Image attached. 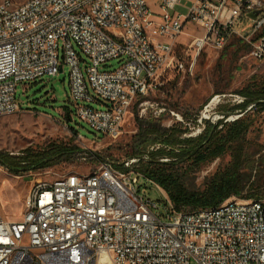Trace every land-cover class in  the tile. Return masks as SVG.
Masks as SVG:
<instances>
[{"label":"built area","instance_id":"2783aa9c","mask_svg":"<svg viewBox=\"0 0 264 264\" xmlns=\"http://www.w3.org/2000/svg\"><path fill=\"white\" fill-rule=\"evenodd\" d=\"M181 3L155 0V12L150 0H4L0 117L21 111L19 84L54 77L68 65L73 113L115 142L133 106L146 105L142 100L169 73L192 77L206 49L220 52L237 37L252 58L264 60V0H193L186 15L176 12ZM258 11L252 20L249 15ZM246 21L253 22L252 30L237 32L236 25ZM104 24H111V32H103ZM187 25L201 35L178 53ZM116 59L124 61L118 69L101 71ZM102 102L104 109L92 106ZM76 157L98 163L87 172L88 181H81L83 172L38 181L24 200L20 222L0 213V264H264V198L257 206H248V199L240 206V198L232 197L228 212H182L147 178L161 192V205L141 195L139 158L122 163L136 168V175H125L96 153L82 150Z\"/></svg>","mask_w":264,"mask_h":264},{"label":"rangeland","instance_id":"374dc122","mask_svg":"<svg viewBox=\"0 0 264 264\" xmlns=\"http://www.w3.org/2000/svg\"><path fill=\"white\" fill-rule=\"evenodd\" d=\"M2 1L0 0V3ZM12 1L22 3L24 0ZM191 1L193 0H182L176 12L186 15V7ZM151 6L155 12L159 11L154 5ZM252 27L253 22H239L236 30L248 33ZM62 46L63 43L60 42L61 63H63ZM75 48L80 53L79 49ZM234 50L231 46L220 52L206 49L198 58L192 77H186L177 72L167 74L164 84L142 100L148 102L146 105L139 107L137 103L133 106L124 122L122 135L115 142L91 130L73 113L75 107L71 102L68 65L64 66L63 72H59L54 77L45 76L36 81L19 84L16 97L21 111L0 117V154L13 162L20 163L23 161L21 158L27 155L37 156L47 152L49 156L53 151L51 150L53 145L60 147L72 144L88 154L89 152L96 153L119 165L126 158L138 155L148 146H152L140 134V124L137 119L143 122L144 130L151 121L159 128L175 127L186 130V134L181 136L182 139H195L208 126L230 124L236 120L235 117H243L232 112L223 119L222 113L238 106L243 101L241 96L234 94V91L247 79L264 71V60L259 61L252 58L249 55L248 45L247 49L241 51L237 57L233 56ZM177 52L180 53L179 49ZM82 57L86 59L84 55ZM123 63L121 59L113 60L101 67V71H114ZM84 67L85 64H82V68ZM91 95L95 96L92 92ZM215 98H218L216 104L207 109ZM92 106L97 110L106 107L104 102ZM171 111L181 115L185 124L176 121ZM250 114L254 126L250 129L248 137L256 140L264 148V113L256 115L251 112ZM260 157L264 158V149L255 159ZM77 158L68 155L60 156L52 160L49 168H38L19 173H12L0 165V213L2 218L14 222L22 220L24 200L38 181L54 182L64 175L75 172L89 174L87 172L98 164L95 160L84 163L78 161ZM219 164L220 161H215L204 166L200 171L191 173L188 183L200 187L216 171ZM139 184L141 195L161 205L163 196L152 183L146 182V178L141 176Z\"/></svg>","mask_w":264,"mask_h":264},{"label":"trees","instance_id":"16d2710c","mask_svg":"<svg viewBox=\"0 0 264 264\" xmlns=\"http://www.w3.org/2000/svg\"><path fill=\"white\" fill-rule=\"evenodd\" d=\"M229 46L235 49L234 57L247 49V45L237 37L232 38ZM234 94L242 97V103L226 110L222 116L225 118L235 112V115L243 117L230 124L208 126L195 139H182L186 130L159 128L152 121L144 130L143 122L137 119L140 134L152 146L125 160L139 158L138 174L158 184L178 211L214 208L232 197L244 200L264 198V158L255 159L264 148L248 137L254 126L250 113H264V71L247 79ZM51 147L53 151L49 156L47 152L37 156L23 155L20 163L0 154V165L12 173L45 169L51 167L53 159L64 155L72 157L82 152L72 144ZM105 158L100 156V161ZM215 161H220L218 168L200 187L188 183L191 173ZM114 165L118 171L127 172L122 164L114 162Z\"/></svg>","mask_w":264,"mask_h":264},{"label":"bare ground","instance_id":"6f19581e","mask_svg":"<svg viewBox=\"0 0 264 264\" xmlns=\"http://www.w3.org/2000/svg\"><path fill=\"white\" fill-rule=\"evenodd\" d=\"M4 0L0 3L3 4ZM6 10H13V3H6ZM103 32H111V24H104L103 25ZM218 101V98H215L207 107V109H210L213 107L216 102ZM127 172H125V175H136V168H125ZM89 180V174H81V181H88ZM56 181H64V176L59 178ZM259 205V199H248V206H257ZM240 206H247V199H240ZM230 208V201H225L221 205L217 206V212H228Z\"/></svg>","mask_w":264,"mask_h":264},{"label":"crops","instance_id":"0c3cea01","mask_svg":"<svg viewBox=\"0 0 264 264\" xmlns=\"http://www.w3.org/2000/svg\"><path fill=\"white\" fill-rule=\"evenodd\" d=\"M154 2L155 0H150V5H154ZM191 2L189 3L188 7L191 5ZM199 35H201V32L196 31L194 27L187 25L184 34L177 40L176 51H178V49L179 51H182L183 48H186L190 44L193 38Z\"/></svg>","mask_w":264,"mask_h":264},{"label":"water","instance_id":"95a60500","mask_svg":"<svg viewBox=\"0 0 264 264\" xmlns=\"http://www.w3.org/2000/svg\"><path fill=\"white\" fill-rule=\"evenodd\" d=\"M260 13V11H258L257 13H255V14H250L249 15V17L252 19V20H254V19H256V16L258 15ZM241 116H243V115H241ZM240 116V117H241ZM239 118V116L237 117V119Z\"/></svg>","mask_w":264,"mask_h":264}]
</instances>
